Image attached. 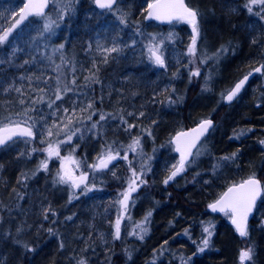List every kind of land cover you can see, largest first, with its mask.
<instances>
[{
  "label": "trees",
  "instance_id": "16d2710c",
  "mask_svg": "<svg viewBox=\"0 0 264 264\" xmlns=\"http://www.w3.org/2000/svg\"><path fill=\"white\" fill-rule=\"evenodd\" d=\"M58 1L60 6L52 0L46 14L57 21L53 32L41 37L43 18H31L8 38L14 39L21 57L18 68L0 66V123L22 120L36 132L28 142L22 138L0 146V264H79L81 260L86 264H240V251L249 247L252 261L244 264H264V194L245 240L238 237L229 216L207 210L228 187L250 176L264 186V69L232 105L225 106L222 96L264 65V8L254 6L249 13L248 0H187L199 13L197 57L187 54L191 37L187 26L180 31L182 37L177 32L175 40L165 44L167 67L161 68L147 54L153 37L147 27L159 28L164 35L167 29L146 20L151 0H119L117 15L98 9L93 0H71L74 8L62 19L59 8L69 0ZM12 3L18 11L23 0H0V30L18 18L16 12L9 18V12L1 10ZM121 14L127 25L119 23ZM27 26L30 29L17 37ZM132 40L136 44L125 47ZM114 41L123 52L111 54L103 63L97 45L110 47ZM61 44L64 48L57 51ZM222 48L223 60L216 68L212 69L214 61L201 60L203 52L207 57ZM197 69L200 75L189 77L190 88L184 92L183 78ZM91 72L100 83L85 80ZM58 75L72 91L62 90L63 99L49 108ZM209 80V89L197 99ZM64 109L72 119L68 128ZM101 114L107 119L87 131ZM209 118L216 127L198 148L195 162L186 166L191 169L164 184L179 160L170 143L174 135ZM124 121L135 127L126 131ZM48 128L54 133L50 137ZM69 128L80 131L60 156L84 162L87 183L95 185L86 194L83 185L73 189L55 183L62 161L55 156L49 159L43 151L49 143L60 147ZM134 137L140 138L142 147L127 151L129 161L138 171L141 165L150 171L143 177L147 183L130 200L131 209L123 213L117 201L130 176L128 162L113 161L110 169L115 176L107 170L94 172L87 165L96 163L108 144L123 146V156ZM233 153L234 159H222ZM46 159L48 170L39 169ZM121 216V237L114 239L115 221ZM206 227L213 234L201 252L202 240L208 238Z\"/></svg>",
  "mask_w": 264,
  "mask_h": 264
},
{
  "label": "snow or ice",
  "instance_id": "6c2138e0",
  "mask_svg": "<svg viewBox=\"0 0 264 264\" xmlns=\"http://www.w3.org/2000/svg\"><path fill=\"white\" fill-rule=\"evenodd\" d=\"M54 3H57L58 0H53ZM94 4L100 8L108 10L109 12L117 11L118 9L114 8V5H117V0H93ZM49 6V0H23L22 6L19 7V10L15 13V16H18L19 19H15V22L11 25V27L7 28L6 30H0V45L4 44L9 36L12 34L13 30L16 29L24 20H26L29 16L33 17H41L43 18V24L39 30V34L43 37L46 33H52L54 26H58L57 21L54 20L51 16L46 15L45 9ZM254 6H261L264 8V0H248L247 4L245 5L247 11L249 13L253 12ZM71 8V0L68 3L63 4L62 7L59 8L58 18L62 19L65 14H67L68 10ZM147 12L146 19H155L161 22L173 23L182 22L190 26L191 28V37L190 43L187 48V54L190 57H197L198 53V39L200 37V29H199V13L198 10L192 7H189L188 4L185 3V0H151V3L147 5L145 9ZM259 14V13H257ZM118 21L121 25H127V20L123 14L119 15ZM264 18V17H262ZM171 35L168 39H171ZM136 44L135 40H132L131 45L125 44V47L134 46ZM147 47V54L148 60L161 68H166V61L165 55L163 50V41H157L155 37L150 38L149 44ZM64 45H59V48L56 49L59 51L63 49ZM97 48L102 52V62L107 63L108 57L113 54H120L123 52V48L117 43L113 42L112 46L110 47H103L101 45H97ZM225 51V49H221L220 52ZM219 55V52L216 53ZM2 62V61H0ZM24 63H28L25 61ZM95 68V64H93ZM59 69V66H57ZM264 69V65H261L258 68H255L254 71L259 73L261 70ZM98 71V69H97ZM192 76H199L200 72L199 69L191 72ZM252 75L250 72L248 75H245L241 80H239L234 87L227 92V94H222L223 99L227 102L233 101L238 94L241 92L242 88L244 87L246 81L249 79V76ZM56 84L54 86V96L55 99L52 100L47 106L49 108L55 103L56 100H62L63 96L61 91L66 94L72 89L68 86L67 83H62L60 76L58 75L56 78ZM85 80L91 81L92 83H100L99 79L96 77L95 72H91L89 76L85 77ZM75 79L71 80V84H75ZM17 92L20 91L19 88L15 89ZM174 91V90H173ZM174 102V101H169ZM21 103H25V101H21ZM89 108L92 107L91 104L88 105ZM84 109H81L83 111ZM65 116L67 118V123H65L64 127L68 128L69 125L72 123L71 117H67L68 109L63 110ZM95 114V113H93ZM132 115V113H129ZM144 113L141 112L140 116H143ZM91 119V115L88 117ZM107 117L104 114L99 116V120L96 123L91 125L90 129L87 131H91L97 128V124L99 121L106 120ZM127 125L125 129L130 130L135 125L128 124L127 121H124ZM32 124H27V126H22L19 123L14 125H3L0 127V146L5 145L8 141H12L13 137L24 138L25 142L29 140H33L36 138V132L33 130ZM53 127L59 128V125L54 124ZM213 127V122L211 119H204L201 120L196 128L191 129L189 132H179L176 134L175 137L172 138L170 143H174L175 151L180 154V158L177 163L171 166L169 170V175L166 179H164L163 183L168 184L169 181L174 180L175 177L180 175L186 170V166H190L192 163L195 162L193 157L199 156V150L195 153L193 149L196 148L197 143L200 141V138L208 132L210 128ZM80 129H70L65 133L67 136V142H70L79 132ZM54 133L51 128L47 129L46 135L52 136ZM151 136V131L147 133ZM43 135V133H42ZM238 138V137H237ZM44 143V140L40 141ZM261 144H264V141H261ZM120 146L118 148H114L111 144L106 145L105 150H103L99 156L97 157V162L91 165H87L88 168H91L94 172H101V171H111V174L115 176V172L110 169V165L113 164V161L116 160H124L128 162L130 176L126 181V188L123 192H121L120 199L117 203L121 206L122 212L126 213L129 207V201L132 197V193L136 192L138 188L146 184L147 181L143 178L145 171H150V168H146V166L141 165L139 171L133 167L132 162L129 161V157L127 155V151L136 152L137 149L141 148V141L139 137L132 138V142L127 145L126 152L123 156L120 155ZM36 151V149H33ZM43 151H46L48 154V158L55 156L59 158L61 163V170L57 172V178L55 183L58 184H65L70 185L73 189H80L83 185L82 194H86L88 191H91L95 185H91L89 187L88 175L86 171L80 172L77 176L75 173V169L80 168V163L76 161L71 155L62 157L60 156V151L58 146H54L53 144L49 143L48 147L45 148ZM235 153L231 156H225L223 160H232L235 158ZM39 169L47 171L48 170V160H42L39 164ZM264 193V186L261 185V182L255 178V176H250L247 179L243 180L239 184H233L232 186L228 187L227 191L222 193L214 203L208 205L213 211H219L224 213L226 216H229L233 225H235V230L239 234L240 237H247L248 236V217L253 212V209L256 206L257 199ZM72 197H70L71 200ZM47 211H51L49 208ZM151 216V212L148 213V216L145 217L144 223L148 222V217ZM47 218V215H45ZM71 219V217H69ZM121 217H118L115 221V231L113 233L114 239H120L121 237ZM140 228V231L147 232V228L143 227L142 225H137ZM18 231H20L18 229ZM51 231V229H49ZM204 232L208 234V238L202 240V247H199V251H204L205 248L209 245V239L212 236V232L209 228H204ZM132 235H137L135 231L131 233ZM140 239H143V235L139 236ZM19 242V241H18ZM62 246V245H61ZM27 247V245H25ZM253 256V249L251 247L247 248L246 250H241L239 254V261L240 264H244L245 261H252ZM79 264H86V261L81 260ZM186 264V262H185Z\"/></svg>",
  "mask_w": 264,
  "mask_h": 264
},
{
  "label": "rangeland",
  "instance_id": "374dc122",
  "mask_svg": "<svg viewBox=\"0 0 264 264\" xmlns=\"http://www.w3.org/2000/svg\"><path fill=\"white\" fill-rule=\"evenodd\" d=\"M60 4H61V2L58 1L57 2V5L60 6ZM119 7L120 6L118 5L115 8V9H118V10L117 11H114V12H110V14L117 15L119 13ZM71 8L72 9L74 8L73 5H71ZM5 9H6V11H5ZM5 9H1V10L3 12H7L8 11L9 12V14H8L9 15V18H11L14 15V13L17 12L16 11L17 10V6L14 3H12V4H6L5 5ZM106 11H108V10H106ZM187 26H189V25H187L185 23H182V22H176L175 24H172L171 26H169L166 29V35L162 34L163 32L161 30H159V28H155L153 26H150V28L147 27V29L153 33V37H155L157 41H160V40L163 41V50L165 51V44L168 43V42L170 43L171 41L175 40V37L174 36H175V34L177 32H179V33H177V36L179 35L180 37H182V34H180V31L186 30ZM28 28L30 29V26L25 27L20 32L18 31L19 34H17V37L22 36L23 35L22 33L25 32V30L27 31ZM189 28H190V26H189ZM170 35H171L172 38L171 39H168V37ZM180 40H182V39H180ZM149 42H150V40H149ZM14 43H15V41H14V39H12V40H7L4 44L0 45V61H2V62H0V66L3 63L4 64L7 63L6 66H9L10 64L11 65L13 64V66H15L16 68H18L19 60H21V57L17 54V48L15 47L16 45H14ZM204 44L208 45L209 44V41L204 42ZM209 47H211V45H209ZM216 53H218V52H216ZM216 53H212V55H209V56L206 57V56H204V54H206V53L203 52L202 55H201V58H202L201 60L204 63H206V61H214V64H213V67H212V69H214L223 60L222 57L219 56V55H221V52H219V55H216ZM225 62L228 63L229 60H226ZM191 72H193V71H190L188 73L189 76L187 75V78L186 77L183 78L184 79L183 81H185V83H186V84L184 83L183 84V87H182L184 89V92H187L188 89L190 88V86L188 87V84H187V82H189V77H194V76L191 75ZM209 83H210V80L208 81V83L204 84V87L202 88V90H201V92H200V94H199V96H198L197 99H199V97L206 92V90L208 88V85L210 86ZM182 98L183 97H181V99ZM16 123H19L22 126H27V124H30V123H26V122L23 123L22 120H19V121L9 120V121L1 122L0 123V127H2L3 125H14ZM33 130H34V127H33ZM67 144H68V142H67V139H66V140H64L63 144L60 145V147H59L60 154L62 153L61 152V149H64L65 145H67ZM82 162L83 161L79 162L80 163V168L79 169H75V173H76L77 176L80 174V172L84 171V165H83L84 162L83 163ZM113 164H115V163H113ZM48 167H49V163H48ZM109 167L111 168V166H109ZM112 167L115 168V165H113ZM188 169H191V168L190 167H186V170H188ZM186 170L183 173H181L180 175H183L186 172ZM55 173L57 174V172H55ZM139 188H138V190H139ZM137 191L134 192V193H132L131 199L137 194ZM130 209H131V206H130V201H129L128 210H130Z\"/></svg>",
  "mask_w": 264,
  "mask_h": 264
},
{
  "label": "water",
  "instance_id": "95a60500",
  "mask_svg": "<svg viewBox=\"0 0 264 264\" xmlns=\"http://www.w3.org/2000/svg\"><path fill=\"white\" fill-rule=\"evenodd\" d=\"M118 1L119 0H117V4H118ZM185 3L187 4V0H185ZM50 6H51V0H49V6H48V8H46L45 9V13L47 14L48 13V11H49V9H50ZM117 5H114V8L116 7ZM97 7V6H96ZM98 8V7H97ZM98 9H100V8H98ZM100 10H104V9H100ZM31 18H33V16H29L26 20H24L16 29H14L13 30V32H12V34L16 31V30H18L24 23H26L27 21H29ZM17 19H19V17L17 18ZM148 21H152V22H158V23H160L161 25H163V26H168V25H170V23H167V22H161V21H158V20H155V19H147ZM175 22V21H174ZM11 34V35H12ZM10 35V36H11ZM9 36V37H10ZM260 67V66H259ZM252 73V75H250L249 76V79L246 81V83H245V85H244V87L242 88V90H241V92L238 94V96L233 100V101H231V102H227L226 100H224V105L225 106H230V105H232L233 103H235L239 98H240V96L244 93V91H245V89L247 88V86H248V84L250 83V81L255 77V76H257V75H261V73H262V70H261V72H259V73H257V72H255L254 70L251 72ZM248 75V74H247ZM243 78V77H242ZM241 78V79H242ZM240 79V80H241ZM239 81V80H238ZM237 81V82H238ZM236 82V83H237ZM235 83V84H236ZM234 84V85H235ZM234 85H233V87H234ZM232 87V88H233ZM231 88V89H232ZM230 89V90H231ZM229 90V91H230ZM227 94V93H226ZM210 119V118H209ZM212 120V122H213V127L212 128H210L209 130H208V132L207 133H205V135L204 136H202L201 138H200V141L197 143V146H196V148H194L193 149V152L195 153L196 151H197V149L199 148V146L203 143V141L204 140H206V138H208V136L213 132V130L215 129V126H216V122L213 120V119H211ZM199 124V123H198ZM198 124H196L195 126H193V127H191V128H189V129H187V130H184V131H181V132H189L191 129H193V128H196L197 126H198ZM176 136V135H175ZM174 136V137H175ZM17 139H22V138H19V137H13V140L12 141H8L5 145H3V146H6V145H8L9 143H11V142H13V141H15V140H17ZM173 144V146H174V152H175V154H176V156L178 157V159L180 158V154L178 153V152H176L175 151V145H174V143H172ZM263 147H264V144H263ZM193 159V158H192ZM256 178V177H255ZM256 179H258L260 182H261V185L263 186V183H262V181L259 179V178H256ZM239 184V183H238ZM228 189V188H227ZM227 189L224 191V192H226L227 191ZM263 194L264 193H262L261 194V196L257 199V201H256V206H255V208L253 209V212L249 215V217H248V229H249V226H250V224H251V222H252V220L254 219V216H255V214H256V210H257V207H258V205H259V203H260V201H261V199H262V197H263ZM214 203V202H213ZM207 210H208V212H210L211 214H215V215H221V214H224V213H222V212H219V211H213L211 208H209L208 206H207ZM230 224H231V226H232V228L234 229V231L236 232V230H235V225H233L232 224V222H231V220H230ZM236 234L238 235V237L239 238H241L242 240H245L246 239V237H240L239 236V234L236 232ZM246 262V261H245ZM244 262V263H245Z\"/></svg>",
  "mask_w": 264,
  "mask_h": 264
},
{
  "label": "bare ground",
  "instance_id": "6f19581e",
  "mask_svg": "<svg viewBox=\"0 0 264 264\" xmlns=\"http://www.w3.org/2000/svg\"><path fill=\"white\" fill-rule=\"evenodd\" d=\"M151 3V2H150ZM146 16H147V13H146V15H145V18H146ZM147 20V19H146ZM155 23H157V24H159L160 26H162V27H165V28H168L169 26H171L172 24H175L176 23V21L175 22H173V23H171L170 25H168V26H163V25H161L160 23H158V22H155ZM252 72V71H251ZM262 74V73H261ZM257 76H260V75H257ZM257 76H255V77H257ZM223 104H224V99H223ZM216 127V126H215ZM187 130V129H186ZM184 131V130H183ZM181 132V131H180ZM179 133V132H178ZM177 134V133H176ZM175 134V135H176ZM174 135V136H175ZM173 145V144H172ZM173 149H174V146H173ZM243 250H246V249H243Z\"/></svg>",
  "mask_w": 264,
  "mask_h": 264
}]
</instances>
